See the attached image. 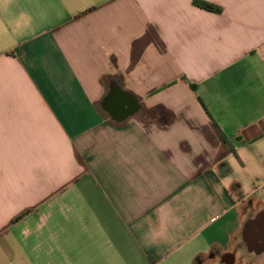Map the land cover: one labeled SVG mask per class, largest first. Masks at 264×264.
Instances as JSON below:
<instances>
[{
  "label": "crops",
  "instance_id": "0c3cea01",
  "mask_svg": "<svg viewBox=\"0 0 264 264\" xmlns=\"http://www.w3.org/2000/svg\"><path fill=\"white\" fill-rule=\"evenodd\" d=\"M201 1L0 0V264H264V0Z\"/></svg>",
  "mask_w": 264,
  "mask_h": 264
},
{
  "label": "flooded vegetation",
  "instance_id": "af4514ba",
  "mask_svg": "<svg viewBox=\"0 0 264 264\" xmlns=\"http://www.w3.org/2000/svg\"><path fill=\"white\" fill-rule=\"evenodd\" d=\"M117 98H120L122 103L132 100L127 94H119L108 98L105 102V106L112 114H117L122 111V109L113 110ZM125 108L126 107L123 109ZM243 235L247 240L249 248L259 254L264 253V210L246 222ZM229 259L230 257H228V260Z\"/></svg>",
  "mask_w": 264,
  "mask_h": 264
},
{
  "label": "water",
  "instance_id": "95a60500",
  "mask_svg": "<svg viewBox=\"0 0 264 264\" xmlns=\"http://www.w3.org/2000/svg\"><path fill=\"white\" fill-rule=\"evenodd\" d=\"M119 94H124L122 91H120V89L118 88H111L109 90V92L107 93V96L104 98L102 106L103 108L108 111V113L110 114V117L112 118V120L116 123H123L125 122L128 118L132 117L133 115H135L138 111H139V107L138 104L136 102L135 99H132L130 101L121 102L120 98H117L115 100L116 105L114 104V108L113 110H117V109H122V111H120L117 114H112L107 108H106V100L112 96H117ZM124 107H126L125 109H123Z\"/></svg>",
  "mask_w": 264,
  "mask_h": 264
},
{
  "label": "trees",
  "instance_id": "16d2710c",
  "mask_svg": "<svg viewBox=\"0 0 264 264\" xmlns=\"http://www.w3.org/2000/svg\"><path fill=\"white\" fill-rule=\"evenodd\" d=\"M193 5L196 8H199L201 10H204L206 12H210V13H214V14H221L222 12V8L213 4V3H209L206 1H201V0H193ZM190 88L191 89H195V86L193 84H190ZM21 219V217L17 218L16 220Z\"/></svg>",
  "mask_w": 264,
  "mask_h": 264
}]
</instances>
